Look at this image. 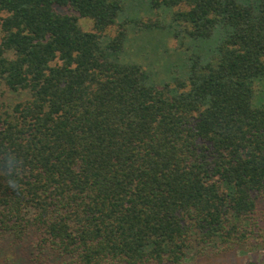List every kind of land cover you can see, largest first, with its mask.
Here are the masks:
<instances>
[{
    "label": "trees",
    "instance_id": "1",
    "mask_svg": "<svg viewBox=\"0 0 264 264\" xmlns=\"http://www.w3.org/2000/svg\"><path fill=\"white\" fill-rule=\"evenodd\" d=\"M149 3L180 45L215 38L163 83L121 59L128 24L160 28L123 0H0L1 249L180 263L264 221V0Z\"/></svg>",
    "mask_w": 264,
    "mask_h": 264
},
{
    "label": "rangeland",
    "instance_id": "2",
    "mask_svg": "<svg viewBox=\"0 0 264 264\" xmlns=\"http://www.w3.org/2000/svg\"><path fill=\"white\" fill-rule=\"evenodd\" d=\"M123 2L126 8L120 13L119 22L134 18H141L145 23L151 20L160 22V28L153 29H138L136 25L128 24V36L121 53L123 61L140 63L158 83L171 80L176 70L180 75L179 70L184 68L191 54L206 55L215 44V38H182L180 45L179 40L170 33L168 25L171 17L164 10L153 11L149 0H123ZM56 9L61 13L73 12L68 7L57 6ZM4 15L0 12V19ZM78 22L83 30H93L94 24L91 18L79 17ZM116 30L117 26L109 28L108 32L114 35ZM1 94V103H15L27 97L25 93L20 94L10 90ZM248 236L249 238L245 241L231 246L220 239L209 243L194 241L187 251V256L180 263L149 262L147 264H250L252 262L264 264V221L253 233H248ZM0 251V264H70L58 257L50 260L43 259V255L36 252L33 246H29L26 250L23 245L14 249L13 252H10L9 246H6L4 249L0 248Z\"/></svg>",
    "mask_w": 264,
    "mask_h": 264
}]
</instances>
